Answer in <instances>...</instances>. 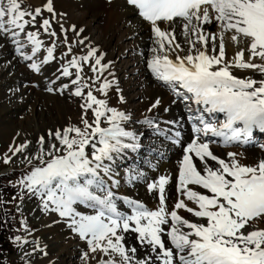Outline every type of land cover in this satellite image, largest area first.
I'll return each mask as SVG.
<instances>
[{
  "label": "snow or ice",
  "instance_id": "6c2138e0",
  "mask_svg": "<svg viewBox=\"0 0 264 264\" xmlns=\"http://www.w3.org/2000/svg\"><path fill=\"white\" fill-rule=\"evenodd\" d=\"M22 2L0 0V35L11 38L18 45L20 55L32 60L40 52L43 41L39 39V31L25 32V29L35 26L37 17L46 9L52 19H42L40 26L50 37H56L52 20L57 14L53 0H46L43 9L32 11L22 7ZM125 2L148 22L154 34L155 46L150 49L153 55L148 66L156 78L174 90L183 89L192 94L181 99L194 98L197 105L207 106L208 113L224 116L222 122L214 123L201 114L199 126L193 129L195 135L184 149L177 191L196 207H189L185 199L178 198L169 209L165 191L170 179L161 176L158 183L149 184L158 197L155 210L127 197L123 200L132 214L118 210V197L113 190L118 183L114 164L127 150L136 151L140 145L136 143L137 134L125 128L131 117L108 105V90L113 82L105 78L95 89L104 94L105 98L101 99L80 75L83 65L91 63L95 76L89 79L99 82L109 67L102 63L103 55H98V50L92 47L84 56H72L63 67V75L68 77L73 75L70 68L77 70L72 84L76 85L74 95L84 101L80 105L83 126L69 124L63 129L49 130L48 136L58 141L59 146L49 143L47 150L43 147L45 137H39L41 148L33 159L40 163L20 183L40 198L44 211L66 218L68 227L87 242L91 253L99 252L107 257H102L98 264H264V228L251 229V225L264 222V160L245 165L237 159V153L230 152L226 161L211 151L208 142L201 140L202 135L211 133L226 142H243L242 138L246 141L255 129L264 132V0ZM213 22L219 31L207 32L204 26ZM162 24L169 27L163 29ZM174 25L180 27V35L188 45L186 55L180 54L185 49L178 42ZM60 29L67 41L68 29L62 24ZM71 30L77 31L75 25ZM21 33L32 46V55H26L24 45H20ZM226 36L237 45L246 41V49L241 48L233 57L226 58ZM55 50V43L47 48L45 62L54 59ZM245 50L249 53L247 59ZM71 52L72 45L68 44L66 55ZM257 59L260 63L253 62ZM31 67L40 71L36 63ZM233 68L258 71L262 78L238 77L233 74ZM85 89H88L86 93ZM120 99L123 101L122 96ZM159 103L157 100L152 107ZM102 122L107 126L102 127ZM144 123L153 125L154 121L146 118ZM126 139L131 142H125ZM27 147L25 143L10 151L16 154ZM4 162L10 163L11 157H5ZM197 186L206 191L196 190ZM88 209L95 214H85ZM182 209L203 222L183 218L179 214ZM246 227L250 230H245ZM129 232L136 234L138 243L146 248L143 258H136V247L126 245L124 233ZM83 256L87 260L89 253Z\"/></svg>",
  "mask_w": 264,
  "mask_h": 264
},
{
  "label": "bare ground",
  "instance_id": "6f19581e",
  "mask_svg": "<svg viewBox=\"0 0 264 264\" xmlns=\"http://www.w3.org/2000/svg\"><path fill=\"white\" fill-rule=\"evenodd\" d=\"M45 2L46 0H23L22 7L28 9L29 11H32L38 7L43 9ZM53 6L57 14L55 19L52 20L53 29L56 31L58 36L60 37L62 36L64 38V36L61 33L62 31L60 29V25L62 24L65 29H68V31H70L72 35H74V37H72L69 41H71L72 44L75 42L74 43L75 46L72 45V52L68 53L67 55L66 53L68 52V46L64 47V50L62 51L60 50V48H57V50H55L56 53L64 52L67 57L65 56L66 57L65 58L63 56L65 60H63L58 66L51 69V73H53L54 75L50 76L51 74L48 71L47 72L48 76H45V79H43L42 76H39L40 72L36 71L31 67L33 63H36L40 66V71H42L46 67V64L42 62V55L45 54L46 56L47 48L51 47L52 44L56 42V37H50L48 34L44 35V31L42 27L40 30H37L34 29L32 25H29L25 29V32L39 31V39L43 41V46L40 52H38L33 57L32 60H25L17 51L18 48L17 45V47H15L14 49V52L18 53V58L14 61L13 64V66L17 67V69L16 70L13 69L14 67L11 66V64L9 65L5 64L2 67V70H6V72L11 71V73L9 72V74L12 75L13 78L11 81H9V84L13 82L16 83L19 80H23L24 82L30 83L29 86L30 89L32 90L31 96L25 97L23 100H21L22 102L20 106L21 109H24L27 106L29 107L30 102H32L31 97L32 96L35 97L36 104L35 106H33V110L30 112H26L24 114L23 117H25L27 114H29V116L27 115L28 117H26V119L23 118L25 119V121L24 124H21V127L24 130V132L27 134V137H31L33 143L34 142L38 143L37 145H39V149L41 148V145L39 144L38 140L39 137L41 136H44L46 141V143L43 145L44 149L45 148L47 149V147L49 146L47 145V143L49 144L55 142L57 146H59L58 141L48 136L47 134L48 131L63 129L69 124H77L80 121V116L82 113V109L80 105L84 101L81 97H76L74 95L76 85L72 84V80L76 79L77 70L75 68H70L69 70L73 73V75L68 77L63 75V67L67 65L68 61L72 58V56H83L84 53L87 54V52L89 51V47L96 48L98 50L97 54L103 55L102 63L109 65V67L104 72L100 81L96 82L98 86L97 87L95 86V89L99 87L100 83H102L105 78L112 81L113 82L112 86L108 90V96H107L108 105L110 107H116L120 111H124L126 114H128L131 117V119L132 117H134V119L139 117L136 120H138L142 128L145 129L144 135H141L137 129L135 130L127 129L129 131H134L137 134L136 143H138L140 147L136 151L127 150L126 153H124L121 157V160L124 161L123 164L117 165V163L115 162L114 164V166H116L115 180L118 181V183L113 186V190L116 192V195L122 198L127 197L129 199H135L143 203L150 210H155L158 207V205L155 204L156 200H158V197L155 191L149 189V184L158 183L161 176H166L169 177L170 179L169 184L166 185V191H165L166 202L169 209L173 208L178 198L185 199L189 207L195 208L196 206L194 203H192L191 201H187L186 197H180L177 191L178 170L180 167L182 157L184 155V150H182L181 157H179L177 154L178 152L176 151V147L169 144L167 148H164L167 145L166 143H163L159 139L158 136H160V134L157 133V128L153 127V125H148L144 123L146 118H151L153 121H155L157 119L156 115L160 114V112H166L165 109H168V111L170 109H173L174 114L175 112L183 113L182 109L179 107L180 104L177 101L167 98L166 97L167 94L163 93L161 88L157 86L153 81L150 82L153 83L154 85L152 84L151 87H148V90L146 89L145 91H143V93L139 92L138 94H136L137 90L144 88L145 79L143 80V78H141L140 75L136 76L139 74L137 70L138 68L136 69L135 68L136 65L132 64L133 61L137 60V57L134 58L135 57L134 51L137 52L135 46L136 43L133 45L130 41L131 39L134 38V36L136 37L143 35L141 37H144V39L151 37V35L146 34L149 28L148 22L144 21L138 15L137 10L134 9L132 6L128 5L125 2V0H53ZM44 18L52 19V15L48 13L46 9H44L42 16L38 18V22L41 23L42 19ZM131 22L135 23L132 27L130 26L132 25ZM138 22L140 24H138ZM73 25H75L76 27L77 30L76 32L71 30V26ZM208 26L209 25H205L204 27H208ZM161 27L163 29H167L169 26L166 24H162ZM174 27H176V32L179 35L181 32L180 27L177 25H174ZM80 29H83V31L80 32L79 31ZM218 31H219V27H217V32ZM77 33H79V35ZM5 39L12 40L11 38H6L1 35L0 36L1 45L4 43ZM19 40L20 43H22L20 45H24L25 48H28L30 50L29 53H25V54L32 55L31 52L32 46L28 44L26 35L24 33L20 34ZM80 40L84 41L83 44L80 45V48L81 47L84 48L83 54H82L83 51L77 52L75 50L77 48H74L76 47V42L77 41L79 42ZM178 42L181 43L182 47L185 49V51L181 52L180 54L186 55L188 45L185 42V38L182 35H180V39L178 40ZM232 44H234V48L229 49V46H231ZM144 45L146 44L144 43ZM225 46H226V58H231L241 48L246 49L247 42L243 41L239 45H237L233 43L226 36ZM197 47L200 46L197 45ZM56 53H54V55ZM9 54L10 53H8L5 48L2 49L0 51V61L5 60V57H7V55ZM152 55L153 54L151 52L149 56L150 57L149 60L151 59ZM248 55L249 53L247 52V50H245V59H247ZM172 59H175V55L172 56ZM18 62H20V64L17 66ZM253 62L260 63L258 59ZM25 63H28V65H25ZM48 67L49 65L46 68ZM148 69H150V67ZM232 71L234 75L241 78L252 77L253 79H257V80L262 78L261 74L258 71L241 70L236 68H233ZM21 72L25 73L26 79L20 78ZM80 75L83 77V73H80ZM85 77L83 78L85 81H87ZM55 78L57 79L56 80L57 85L54 86L52 85V83H54L52 79L55 80ZM42 81L48 82L46 87L39 86L40 82ZM65 85H67L68 87L65 88L64 87ZM35 87H37L36 89H39V91L38 90L36 91L34 89ZM13 90H10L11 94L14 98H16L17 94L20 93L17 92L18 90L17 91L16 90L13 91ZM87 90L88 89H85V93L87 92ZM95 91L96 90H93V93L94 95H97L98 98L101 99L105 98L103 93L98 91H96L97 92L96 93ZM176 92H180L182 95H187L190 97L189 93L186 92L183 93L182 90L179 91V89H177ZM121 96L123 97V101H121L120 99ZM157 100H159L160 103L157 107L153 108L152 105ZM192 103H194V100L192 99H189V101L188 100L185 101V104H189L188 108L194 111ZM203 106L204 105H198V108L201 109V113L204 115V117L210 121V117L207 115L208 114L207 111L204 112L202 109ZM21 109H16L15 112L21 111ZM35 109L37 110L38 113V115L35 114L36 116L34 115ZM149 109H151V111ZM177 115H173L169 113L166 114V116L160 117L159 119L162 118L168 122L175 121V123H171V124L179 128V131L181 132L180 136L182 140L184 141L188 140V143H190L193 137L191 136L188 124L180 120L179 115L178 116ZM216 115L221 116V114H212L211 116H216ZM198 117L199 116H193V115L191 117L192 121L197 125H199ZM129 124L131 125L132 121H128L125 127L128 126ZM106 126L107 123H105L102 127H106ZM10 132H12L10 128L1 130V133L5 139H8L7 137H9V135L11 134ZM12 137H10V139ZM173 138H179V137L173 136ZM144 139H147V144H142L141 141ZM209 139L215 140L216 136L215 135L213 136V134L209 133L207 136L202 135L201 137L202 141H206ZM125 142H128V140L126 139ZM209 146L211 151L215 155H217L219 158L225 159L226 161L230 159L228 157V153L230 152L237 153L238 154L237 159L240 161L241 164H245V165H254L258 161L264 160V146L261 149L249 147L247 149L225 148L223 150H221L220 148L213 147L211 145ZM146 151L153 152L154 155H156L157 157H162V160L157 161L155 159L154 160L149 159L150 157L148 159L147 157H144L141 164L147 162V166L149 167L146 168L147 170L144 169L141 173H139V175L136 174L138 176L133 175V177H135L137 181L138 178L140 180H145L143 182L144 185L143 186L135 185L137 187L139 186L140 187L135 188L133 190H129V188L127 187L131 185L132 182L131 181L132 174L129 168L130 166L135 164L136 157L140 156L141 153H145ZM178 157L179 159H178V163L176 164V168L167 165L166 162L169 159H176ZM197 163L199 164L198 161ZM210 163H215V162L210 161ZM152 176H156V181L151 180ZM172 183L174 185L173 189H172ZM175 185H177L176 188ZM196 190L206 191L200 189L198 186L196 187ZM117 205H118V210L125 213L120 208L118 202ZM85 214H95V212L92 209H88L87 213ZM179 214L183 218L188 219L189 221L203 222L201 218L195 217L194 215L183 209L179 211ZM53 221L55 224H49L50 226H53L56 229H59L60 231L63 230L69 234L66 235V233L60 232L61 234L62 233L64 234L62 238L63 240H61L63 243V247L65 249L69 248V250H65L64 252L66 256L64 255V253H62L64 258L68 257L70 260H73V257H76L77 253L88 252L89 253L88 259L85 260L83 258L81 260L82 263L98 264V261H100V259L103 257V254L99 252L91 253L87 245V242L81 239L78 236V234L72 232L71 229L68 227L66 218L55 216V219ZM255 228H264V223L261 222L251 225V229H255ZM246 229L250 230L247 227ZM50 231L53 232V230ZM185 231H187V229H185ZM124 235H125V242H127L126 245L134 246L137 248L136 258L137 259L143 258V256L146 255L147 250L145 247L141 246L138 243L136 239V234L129 232V233H124ZM134 239L135 242H133ZM164 239L166 242L169 241V238L167 236H165ZM51 258L46 257V261L51 263L52 262ZM103 258L107 259V257H103ZM40 262L43 263L45 261L43 259V262L42 261Z\"/></svg>",
  "mask_w": 264,
  "mask_h": 264
},
{
  "label": "rangeland",
  "instance_id": "374dc122",
  "mask_svg": "<svg viewBox=\"0 0 264 264\" xmlns=\"http://www.w3.org/2000/svg\"><path fill=\"white\" fill-rule=\"evenodd\" d=\"M36 24L37 25H35L34 27L36 29H39L37 21ZM134 24L135 23L133 22L132 25L130 26L132 27ZM138 24L140 23L138 22ZM217 27L218 25L215 22H213V24L209 25L208 27H205V30L206 31L208 30L207 32L210 33H216ZM68 32H67V41H65V34L63 32L62 35L64 36V38L62 36L61 37L58 35H57L58 37L56 36V43L58 44L57 48H60L61 51L64 50V47H67L68 44L75 46L74 44L75 42L72 44L71 41H69L72 37H74V35H72L70 31ZM146 34L151 35V37L144 39V37H141L143 35L136 37L134 36V38L131 39L130 41L133 45L136 43L135 46L137 52L134 51L135 57L134 56L133 57L134 58L137 57V60L132 62L133 65H136L135 68L136 69L138 68L137 70L139 74L136 76L140 75V77L143 78V80L145 79L144 88L137 90L136 94H138L139 92L143 93V91H145L146 89L148 90V87H151L153 84L150 81H153L157 86L161 88L163 93L167 94L166 96L167 98L171 100H176L175 94L172 93L166 85L162 84L161 80H158L155 75L149 74L150 69H148L149 68L148 62L150 58L149 56L151 54L150 49L154 47L153 46L154 44H152L153 43L152 41L154 40V34L151 32L150 26ZM177 39L178 40L180 39V34L179 35L177 34ZM4 43L2 45L0 44V51L5 48L6 51L10 54L7 55V57H5V60L0 61V264H47L49 262L46 261V257L51 258L52 256H53L51 258L52 262L50 261L51 263L49 264H52L53 262H54L53 264H70V263L83 264L81 260L84 258L83 254L85 252L77 253L76 257H73V260H70L68 257H67L68 259L63 257L62 253H64L65 250H69V248L65 249L63 247V243L61 240H63L62 239L64 235L63 233H66V235L69 234L63 230L60 231L59 229H56L55 227L49 225V224H55L53 220L55 219V216L60 217L59 214L51 211L48 212L44 211L40 198L37 195H32L31 193H29L28 190L24 188V186L20 183V181L23 180L24 177L32 170L33 166L40 163V161L33 159V157L40 150L39 145H37L38 143L36 142L33 143L32 138L27 137V134L24 132V130L21 127V124H24L26 117L29 116V114H27L28 116L26 115L25 117H23L24 114L26 112H30L33 110V106H35L36 101H35V97L32 96L31 97L32 102H30V106L21 109L20 107L22 102L21 100H23L25 97L31 96L32 90L30 89L29 86L30 83L24 82L23 80H19L16 83L13 82L9 84V81H11L13 78V76L9 74V72L11 73V71L6 72V70H2V67L5 64L8 65L11 64V66H13L14 61L18 58V53L14 52V49L15 47H17V44L10 39H5ZM144 43L146 45H144ZM80 45L82 44L77 41L76 47L74 46L73 47L77 48L75 49L77 52L83 51L82 52L83 54L84 48L82 47L80 48ZM230 48L233 49L234 44L229 46V49ZM27 51H28L27 49H24V52ZM58 53L60 52H57L54 55L55 60L53 61L51 60L47 63L44 60L46 67L48 65L49 67L48 68L45 67L42 71H39L40 72L39 76H42L43 79H45V76H48L47 74L48 71L51 74L50 76H53L54 74L51 73V69L58 66L67 57L64 52H61L60 54ZM84 55L86 54L84 53L83 56ZM43 56L44 55H42V59ZM63 56L66 57L64 58ZM19 64L20 62L17 63V66ZM25 65H28V63H25ZM13 67H14L13 69L15 70L17 69V67L15 66ZM145 71H147L148 74ZM82 73H83V77L86 76L85 79L89 84L92 85L93 90H95V86L97 87L98 84L96 83V81L89 79V77H93L95 75V73L91 71V63H85L83 65ZM20 76H21L20 78L26 79L25 73L21 72ZM56 80H57L56 78L55 80L52 79V81H54L52 85L54 86L57 85ZM47 83H48L47 81L46 82L42 81L40 82L39 86L46 87ZM36 88L37 87H35L34 89L36 91L37 90L39 91V89ZM13 89L16 91L18 90L17 92L20 93L17 94L16 98H14L11 94L10 90ZM172 97L175 99H173ZM178 101L180 103L183 102L182 100H178ZM16 109H21V111L15 112ZM183 109L185 110L186 107ZM34 112H35L34 115L35 114L38 115L36 109ZM88 112H89L88 118L90 119L91 122L92 112L91 110H89ZM169 113L173 115L178 114L179 118H181L182 120L186 114V112L183 113L184 116L182 113L179 112L178 113L175 112L174 114L173 109H170L169 111L167 110L166 112H160V114L156 115L157 119L154 121L153 125L161 126V128H163L162 130H164V133L166 134L168 132L167 128L169 126H166L167 125L166 121H163L161 120L162 118L161 119L159 118L166 116V114ZM138 118L139 117H137L136 119ZM136 119L132 117V119L130 120L132 121V124L131 125L129 124L125 128L126 130L137 129L141 135H144L145 129L142 128L140 122ZM105 123L106 122L104 123L102 122L101 126H103ZM76 125L81 127L83 126L82 124H80V121ZM9 128L11 129L12 132H10L11 134L9 135V137H7L8 139H5L1 133V130L9 129ZM10 137L12 138L10 139ZM261 140H264L263 136H261L260 141ZM141 142L145 144L146 140L144 139ZM25 143L28 144V147L24 149L22 152L13 154V151H10V149H14L15 147H18L21 144H25ZM210 144L215 146L213 143ZM259 144H262V142H259ZM47 145L49 144L47 143ZM180 149L181 148H179L177 151L178 156H180L181 154ZM141 156L143 157L148 156L151 157V159L157 158L151 152H147V151L145 153H142ZM5 157H11V162L5 163L4 162ZM137 158L140 159V157ZM177 159H169L166 163L168 166L176 168ZM29 161H31V163ZM116 161L118 163H122L120 159H117ZM144 167H145L144 164L140 167V164L137 163L136 168L132 167L131 169L137 171ZM151 180L156 181V176H152ZM173 187L174 185L172 183V189ZM131 189L133 190L134 187ZM119 203H121V201H119ZM155 204L158 203L155 202ZM81 207H83V205ZM50 230H53V232H51ZM60 232L63 233L61 234ZM18 237L19 240L17 239ZM133 242H135V239L133 240ZM64 255L66 256L65 253ZM43 259L45 262H43ZM40 261H42L43 263H41Z\"/></svg>",
  "mask_w": 264,
  "mask_h": 264
}]
</instances>
